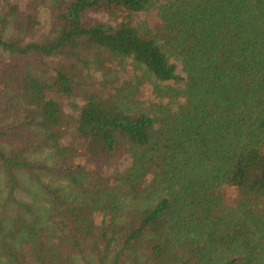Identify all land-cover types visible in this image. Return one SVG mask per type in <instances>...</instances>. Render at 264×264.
<instances>
[{"label":"trees","instance_id":"16d2710c","mask_svg":"<svg viewBox=\"0 0 264 264\" xmlns=\"http://www.w3.org/2000/svg\"><path fill=\"white\" fill-rule=\"evenodd\" d=\"M0 264H264V0H0Z\"/></svg>","mask_w":264,"mask_h":264},{"label":"rangeland","instance_id":"374dc122","mask_svg":"<svg viewBox=\"0 0 264 264\" xmlns=\"http://www.w3.org/2000/svg\"><path fill=\"white\" fill-rule=\"evenodd\" d=\"M39 19L41 21L40 22L41 25L36 32L38 36L37 39H41L43 36H45L49 29V26L51 25L45 13L41 14V17ZM105 19H107L106 16ZM104 64L105 67L108 68L107 70L110 71V78L113 80L115 86L124 85L127 84L129 81L133 80L132 78L133 71L129 63H123V65H118V63L109 60L108 57L106 56L104 59ZM92 72H94L93 75H95V79L99 80L101 77L99 76L100 75L99 68L93 69ZM148 96H149V89L147 84L145 83L140 87L139 99H147Z\"/></svg>","mask_w":264,"mask_h":264}]
</instances>
